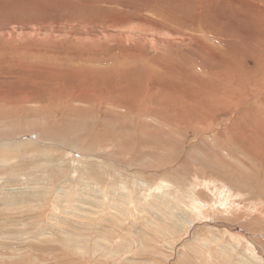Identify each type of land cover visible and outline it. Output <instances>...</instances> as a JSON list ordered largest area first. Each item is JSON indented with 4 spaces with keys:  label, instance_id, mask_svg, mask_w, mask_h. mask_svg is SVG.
I'll return each mask as SVG.
<instances>
[{
    "label": "rangeland",
    "instance_id": "obj_1",
    "mask_svg": "<svg viewBox=\"0 0 264 264\" xmlns=\"http://www.w3.org/2000/svg\"><path fill=\"white\" fill-rule=\"evenodd\" d=\"M0 264H264V0H0Z\"/></svg>",
    "mask_w": 264,
    "mask_h": 264
},
{
    "label": "bare ground",
    "instance_id": "obj_2",
    "mask_svg": "<svg viewBox=\"0 0 264 264\" xmlns=\"http://www.w3.org/2000/svg\"><path fill=\"white\" fill-rule=\"evenodd\" d=\"M183 27V26H182Z\"/></svg>",
    "mask_w": 264,
    "mask_h": 264
}]
</instances>
